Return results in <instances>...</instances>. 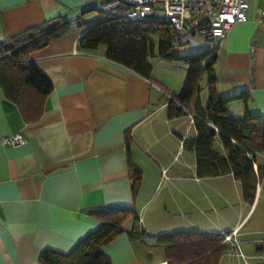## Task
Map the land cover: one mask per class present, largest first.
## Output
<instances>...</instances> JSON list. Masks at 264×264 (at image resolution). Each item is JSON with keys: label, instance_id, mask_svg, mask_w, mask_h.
I'll list each match as a JSON object with an SVG mask.
<instances>
[{"label": "crops", "instance_id": "obj_1", "mask_svg": "<svg viewBox=\"0 0 264 264\" xmlns=\"http://www.w3.org/2000/svg\"><path fill=\"white\" fill-rule=\"evenodd\" d=\"M109 1L0 0V43L57 17L92 22ZM253 1L248 0L246 21L233 25L220 44L213 41L219 96L249 95L246 104H230L237 117L264 116V25L258 22L264 0ZM85 30L73 29L30 55L53 87L36 122H25L0 88V138L21 134L26 141L0 143V264H38L47 249L70 252L101 226L94 214L108 207L134 209L146 233L143 241L132 242L125 233L103 247L111 264H152L155 256L161 257L155 264L165 262L163 249L154 244L172 232L233 229L253 264L264 240L262 186L249 204L232 175L197 178L195 155L181 142L196 131L187 116L167 118L163 92L169 91L152 83L153 75L146 79L107 61L103 48L80 51L77 40ZM129 165L142 174L136 194ZM258 168H264V155L256 156ZM131 227L128 219L124 229ZM219 264L245 263L232 251Z\"/></svg>", "mask_w": 264, "mask_h": 264}, {"label": "trees", "instance_id": "obj_2", "mask_svg": "<svg viewBox=\"0 0 264 264\" xmlns=\"http://www.w3.org/2000/svg\"><path fill=\"white\" fill-rule=\"evenodd\" d=\"M86 28L77 40L83 52L103 48V57L143 78L150 79L154 57L165 62H183L188 68L177 93H171L179 106H166L168 119L194 114L196 135L182 138V148L195 155L196 177L200 179L232 175L241 184L243 200L254 202L257 186L264 178V168L254 169L257 155H264V116L246 112L232 116L230 104L247 103L249 95L241 92L232 96H219L214 64L217 50L178 56L171 44L169 27L164 23L130 21L104 14L83 23L80 19L67 21L54 18L28 28L11 39L0 43V88L4 96L19 109L23 120L34 123L41 114L45 98L53 87L48 78L30 60V55L53 41L69 34L73 29ZM207 76V100L202 104L201 81ZM152 83H154L152 81ZM155 84V83H154ZM219 146V150L215 146ZM131 189L139 190L142 174L135 166H128ZM94 216L101 226L79 241L70 252L63 254L44 250L38 264H111L102 248L122 234L132 242L143 241L146 236L139 215L134 209L108 207ZM132 219V227L125 231L124 223ZM225 233H230L227 231ZM223 234L202 233L198 230L177 231L156 238L155 245L164 251L167 264H219L221 257L234 249L223 243Z\"/></svg>", "mask_w": 264, "mask_h": 264}, {"label": "built area", "instance_id": "obj_3", "mask_svg": "<svg viewBox=\"0 0 264 264\" xmlns=\"http://www.w3.org/2000/svg\"><path fill=\"white\" fill-rule=\"evenodd\" d=\"M248 7V0H111L102 5L101 11L130 21L167 24L171 36L170 44L178 50L187 43L197 45L195 37L220 44L233 25L246 21ZM258 22L264 25V9L261 10ZM163 95L165 107L169 103L179 106L170 92H163ZM187 118L189 125H193L194 114L187 112ZM0 143L5 146H19L26 141L21 134H14L1 137ZM162 175L166 180V170H163ZM221 233L224 236L223 243L230 245L244 263L249 264L239 249L236 229L230 233ZM253 264H264V240Z\"/></svg>", "mask_w": 264, "mask_h": 264}, {"label": "rangeland", "instance_id": "obj_4", "mask_svg": "<svg viewBox=\"0 0 264 264\" xmlns=\"http://www.w3.org/2000/svg\"><path fill=\"white\" fill-rule=\"evenodd\" d=\"M254 3H259V1H253ZM88 20V19H87ZM194 40L197 41V45L192 43L184 44L177 52L178 56L182 57L184 55H191V54H197L204 51L212 50L215 45L213 41L210 40H202L198 37H195ZM150 63L152 65V72L150 76H154L155 79H152L155 84H159V86H162L167 91L174 93L177 92V89L180 88L181 84L183 83L186 71L188 66L183 62H165L158 60V58L154 57L150 60ZM159 80V81H157ZM207 76L204 75L201 81V88H205L206 85ZM207 91L203 93V101L206 103V93ZM232 116H235L234 112L230 113ZM237 117V116H235ZM240 117V115H238ZM174 127V126H173ZM178 133L181 132L180 129H176ZM169 139H165L163 141L164 146L168 145L167 143ZM217 148V145L215 146ZM164 184L160 187V190L164 189ZM260 186H262V189H264V179H262ZM235 196V193L233 192V198ZM264 206V190H262V197L260 198V202L258 207ZM157 250L151 248V253L156 252ZM154 257V255H153ZM161 257L155 256L153 263L155 264L156 260H159Z\"/></svg>", "mask_w": 264, "mask_h": 264}]
</instances>
